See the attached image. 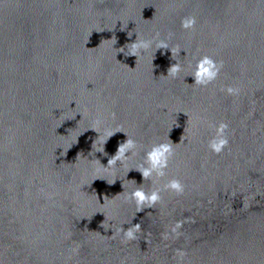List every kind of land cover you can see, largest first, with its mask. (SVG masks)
<instances>
[{"label":"water","instance_id":"water-1","mask_svg":"<svg viewBox=\"0 0 264 264\" xmlns=\"http://www.w3.org/2000/svg\"><path fill=\"white\" fill-rule=\"evenodd\" d=\"M136 34L153 41L138 60ZM158 39L187 51L177 78ZM205 55L224 67L202 87L189 75ZM169 133L165 177L129 172ZM127 137L136 155L103 166ZM138 187L162 200L138 213ZM177 249L182 264H264V0H0V264H181Z\"/></svg>","mask_w":264,"mask_h":264},{"label":"clouds","instance_id":"clouds-1","mask_svg":"<svg viewBox=\"0 0 264 264\" xmlns=\"http://www.w3.org/2000/svg\"><path fill=\"white\" fill-rule=\"evenodd\" d=\"M196 23L197 20L195 16H186L182 19L181 26L185 30H194ZM121 30H125V29L122 28ZM127 35L129 38H131L133 32L128 31ZM136 35H137V39L134 42L130 43V51L125 56L136 57L138 60L139 55L143 51H147L149 48L152 47L153 41L140 40L138 34ZM158 36L159 34H157V37ZM155 49H156L155 53L161 49L165 50V52L167 50L171 51L172 54L171 59L177 62L172 64L168 68L166 76L177 78L179 73L183 70L179 60H177V57L180 56L182 50L185 52L187 51L184 49H180L179 47H175V48L171 47L168 41L163 39L157 40L155 44ZM155 53L153 55V61L156 58ZM223 67H224V62L222 60L217 61L213 57L205 55L197 60L195 68L191 73V75L189 76L194 77L195 79L194 85L207 87L208 85L214 83L219 78ZM161 76H165V75L161 74ZM222 91H226L228 95H239L240 93L239 88H234L232 86H228L226 89H222ZM113 119H115V113H113ZM99 123L100 121L97 120L96 125H98ZM176 127H179V124H177ZM91 130L99 134V128L96 127L95 125L92 127ZM227 131H228V125L224 122H221L218 126L215 127V136L209 141L208 144L209 149L214 154L219 155L224 151L225 148L228 147L229 139L227 136ZM170 133H169V142H161L158 144H154L151 147V149L145 153L144 163L139 165L135 169H129V172L133 170L138 171L142 175L143 181L155 178L154 179L155 182V180H159L165 177L167 175L166 170L169 167V162L175 156V149L173 147L174 142L170 139ZM116 134H117L116 132H113L111 130H106L105 135L107 139H104L102 141V146L96 149V153H102L105 156H107L108 153L105 150V146L108 143V141ZM182 140H183V135H181L180 137V141ZM94 146H95V140L93 141L92 144V147ZM136 148H137L136 141L127 137L125 141H121L119 143L116 153L110 156V158L107 161V165L102 164L99 159L98 162H100L106 168H113L116 166L118 162L123 164L127 159H129V153H131L132 155H136L135 152ZM61 155L64 156L65 154L62 153ZM97 179L100 178L98 177ZM132 181L134 183L136 182L135 179H132ZM108 183L110 185H114L116 181H112ZM163 190L174 192L177 195H182L184 192V185L178 179H171L164 185ZM130 200L135 201L138 213L143 212L145 208H153L157 203H159L162 200L161 190L157 189L151 192H145L142 187H138L130 194ZM100 226L101 227L103 226L102 222ZM180 227H182V224L178 222L176 226L172 229V232L176 233L177 229H179ZM119 231L123 232L125 241L135 240L137 238L136 233L140 231V225L136 223L128 227L127 229L121 226ZM164 238L167 239L168 238L167 235H165ZM186 255H187L186 252L180 249L176 250V256L179 257L181 264Z\"/></svg>","mask_w":264,"mask_h":264}]
</instances>
